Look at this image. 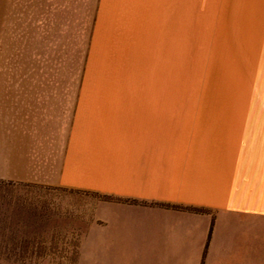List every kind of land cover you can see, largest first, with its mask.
Masks as SVG:
<instances>
[{
	"label": "crops",
	"instance_id": "crops-1",
	"mask_svg": "<svg viewBox=\"0 0 264 264\" xmlns=\"http://www.w3.org/2000/svg\"><path fill=\"white\" fill-rule=\"evenodd\" d=\"M258 1L260 105L174 104L169 90L106 82L72 91L68 129L46 156L43 123L24 133V124L12 120L20 101L0 89V179L105 197L84 233L69 235L77 249L58 251L56 264H264V0H256L254 15ZM189 2L94 0L88 49L91 56L100 52L98 81L109 78L115 50L172 49L174 34L186 47ZM246 32L252 49L258 29ZM27 94V106L44 107L36 91Z\"/></svg>",
	"mask_w": 264,
	"mask_h": 264
},
{
	"label": "rangeland",
	"instance_id": "rangeland-1",
	"mask_svg": "<svg viewBox=\"0 0 264 264\" xmlns=\"http://www.w3.org/2000/svg\"><path fill=\"white\" fill-rule=\"evenodd\" d=\"M189 3L186 47L185 37L174 34L172 49L115 50V66L106 67L109 78L103 83L100 52L91 56L88 49L94 0H0V89L20 101L12 120L24 124V133H37L32 124L43 123L45 153L51 156L68 129L77 89L104 88L108 82L107 88L169 90L174 104L260 105L259 1L255 15L256 0ZM253 27L257 40L249 49L246 30ZM27 91H36L35 101L44 107L27 106ZM103 199L88 191L0 179V264H56L58 251L77 249L69 235L84 233Z\"/></svg>",
	"mask_w": 264,
	"mask_h": 264
},
{
	"label": "bare ground",
	"instance_id": "bare-ground-1",
	"mask_svg": "<svg viewBox=\"0 0 264 264\" xmlns=\"http://www.w3.org/2000/svg\"><path fill=\"white\" fill-rule=\"evenodd\" d=\"M195 1H196V0H195ZM197 3H198V2H197ZM191 4H192V3H191ZM195 5H196V4H195ZM192 7H193V6H192ZM191 19H192V18H191ZM193 19H194V18H193ZM190 23H191V21H190ZM135 50H136V49H135ZM145 50H146V49H144V48H140L139 50H136V53H138V51H140V54H141L142 52H145ZM129 51H131V50H129ZM136 53H135V54H136ZM146 53H147V52H146ZM128 54H129V53H128ZM152 54H153V52H152ZM138 55H139V54H138ZM154 55H155V54H154ZM157 55H158V54H157ZM143 56H144V55H143ZM148 56H149V55H148ZM127 57H129V56H127ZM127 57H126V58H127ZM144 57H145V56H144ZM136 58H137V57H136ZM154 58H155V57H154ZM150 60H151V59H150ZM150 60H149V61H150ZM158 60H159V59H158ZM158 60H157V61H158ZM127 61H128V60H127ZM145 61H146V60H145ZM152 62H153V60H152ZM158 62H159V61H158ZM165 62H166V61H165ZM134 64H135V63H134ZM134 64H133V65H134ZM145 66H146V65H145ZM150 67H151V66H150ZM127 68H128V66H127ZM127 68H125V69H127ZM152 68H154V67H152ZM145 69H146V67H145ZM130 70H131V69H129V71H130ZM152 71H153V70H152ZM129 75H130V74H129ZM129 75H128V77H129ZM128 77H126V78H128ZM131 78H132V76H131ZM131 78H130V81L133 80V79H131ZM139 79H140V78H139ZM126 80H127V79H126ZM126 80H125V81H126ZM125 81H124V83H125ZM127 81H128V80H127ZM130 81H129V82H130ZM133 81H134V80H133ZM136 81H137V79H136ZM131 83H132V82H131ZM133 83H134V82H133ZM148 83H151V82H147L146 84L148 85ZM151 84H153V83H151ZM126 85H128V84L126 83ZM133 86H134V84L132 85V87H133ZM138 86H139V85H138ZM150 86H151V85H150ZM136 87H137V85H136ZM148 87H149V86H148ZM126 88H127V87H126ZM133 88H134V87H133ZM146 88H147V87H146ZM136 89H137V88H136ZM140 89H141V88H140ZM151 89H152V87H151ZM153 89H154V88H153ZM131 105H132V104H131Z\"/></svg>",
	"mask_w": 264,
	"mask_h": 264
}]
</instances>
